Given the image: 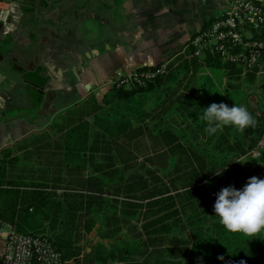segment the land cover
<instances>
[{"label":"trees","instance_id":"1","mask_svg":"<svg viewBox=\"0 0 264 264\" xmlns=\"http://www.w3.org/2000/svg\"><path fill=\"white\" fill-rule=\"evenodd\" d=\"M201 66L221 69L226 88L255 84L254 73L241 76L206 52L177 56L145 85L114 86L106 100L175 93L187 78L186 93L150 116L171 165L160 168L153 155L138 163L117 140L136 133L95 127L85 116L102 106L91 102L86 112L0 149V221L48 235L63 264H264V178L242 162L264 135V98L256 96L253 107H215L191 122L188 86ZM99 219L100 240L86 250L82 241Z\"/></svg>","mask_w":264,"mask_h":264},{"label":"crops","instance_id":"2","mask_svg":"<svg viewBox=\"0 0 264 264\" xmlns=\"http://www.w3.org/2000/svg\"><path fill=\"white\" fill-rule=\"evenodd\" d=\"M229 6L230 0H20V19L16 28L5 33L0 25V71L5 75L0 84L3 99L0 149L44 130L56 118L65 120L81 111L86 112L89 105L96 103L102 108L85 119L103 129L90 121L92 117L94 121H100V111L122 118L125 126L121 125L117 132H134L136 135L118 142L138 159L151 155L147 150L141 151L137 139L133 143L135 136L142 137L141 125L137 122L128 125L127 117L128 113L137 112H142L145 117L156 114L159 109L156 100L153 97H129L106 102L115 86L112 82L119 72L129 74L166 59L174 61L179 55L186 58L184 50L190 37ZM8 58L15 64L16 74L6 66ZM177 63L175 61L174 65ZM205 68L199 67L189 84L193 99L198 97V82ZM51 76L55 80H51ZM18 78L22 84L17 96L15 84ZM49 83L54 84L53 87H49ZM202 85L200 91L205 90ZM47 91L51 92V97ZM221 91L225 92L224 89ZM181 92L186 93L185 88L182 87ZM237 99L235 102L229 100V107L237 103ZM134 100H138L136 105ZM150 100L154 104L149 103ZM82 103L87 104V108L78 109ZM74 106V110L64 113ZM209 106L189 109L186 112L189 120H200L202 112ZM39 110L45 116L40 117ZM41 119L46 121L41 123ZM126 141L133 145L128 147ZM242 162L246 169L248 166V170L256 174L260 173V166H264L263 163L254 166L247 155L242 157ZM103 230L104 225L99 219L82 241L86 250L100 240L99 232ZM5 241L6 231L0 228V262Z\"/></svg>","mask_w":264,"mask_h":264},{"label":"built area","instance_id":"3","mask_svg":"<svg viewBox=\"0 0 264 264\" xmlns=\"http://www.w3.org/2000/svg\"><path fill=\"white\" fill-rule=\"evenodd\" d=\"M20 0H0V25L5 33L16 28L20 19ZM185 57L201 58L209 52L246 73L255 74V91L264 98V0H230L229 8L192 35L185 45ZM183 51V52H184ZM164 63L153 69H138L126 74L119 72L117 87L142 86L156 75L166 72ZM5 75L0 71V84ZM3 99L0 96V107ZM264 150V135L257 147L246 155L254 166ZM264 178V166H260ZM6 241L0 264H63L61 254L46 234L18 233L3 221Z\"/></svg>","mask_w":264,"mask_h":264},{"label":"rangeland","instance_id":"4","mask_svg":"<svg viewBox=\"0 0 264 264\" xmlns=\"http://www.w3.org/2000/svg\"><path fill=\"white\" fill-rule=\"evenodd\" d=\"M171 61H172L171 59H166V60L162 61L161 63H164L165 64V68H166L171 63ZM6 62H7L6 66L8 67L10 72L16 74L17 71H15V68H14L15 64L13 65V63L10 60V58H8V60ZM167 70L168 69H166V71ZM204 71L205 72L201 73L200 78H199V82H198L199 94H198V97L196 99L194 98L195 105L192 106L189 109H195V108H197L200 105H202V107H205L208 104L210 105L208 107L209 109H214L215 107L216 108H218V107L219 108H222V107L229 108V100L235 102V100L237 98H238L237 99L238 100L237 101L238 104H242V103L244 104L245 101L248 103V105L250 107H253L256 104L255 103L256 99H257L256 96H259V93H257L255 91V87H254V86H256L255 84L254 85H250V84L246 83V84H241L240 87L226 88L225 89L226 86L224 84L226 83L227 78L224 76V80H223L224 72H222L221 69L206 67ZM189 75L190 74H188V76ZM12 79H13V77H11L10 81H12ZM185 82L186 83L188 82L187 78H185V81L183 82V84ZM112 83H114V82H112ZM21 84H22V82L18 78L17 81H16V84H15V89L17 91L16 92L17 96H18V93L20 92ZM183 84L180 86L179 89H177L175 91V93H172L171 90H170V91H168V94L165 95L164 94V89H162V88L161 89H152L150 92L147 93V95L140 96V97L141 98L142 97H148V98L153 97L156 100L155 101V105H158L159 104L158 101L163 99L164 95L167 96L165 98L166 99L165 102H163L164 104L162 103L163 105H160L159 109H158L159 112H164L165 113V112H167L169 110V107H168L167 110H164L163 108L167 107L170 101L175 100L177 97L180 96V94L182 93L181 89H182V87L184 88ZM201 85L204 86L205 90L200 91V86ZM188 87H190V85ZM223 89H224L225 92L221 91ZM20 94L22 95L23 93L21 92ZM29 94L31 95L30 92H29ZM140 97H134V98L137 99V98H140ZM17 100H18V97H17ZM137 101L138 100H136V101L134 100L135 105H136ZM149 103L154 104V101L150 100ZM237 103H235L234 105H236ZM234 105L232 107H234ZM77 107H79V105ZM82 107L87 108V104H85V103L80 104V108H78V109H83ZM74 109H75V106L67 108L64 113L67 114L68 112H70L71 110H74ZM189 109L185 110V112H184L185 117H188L186 112ZM209 109L206 108L202 112V114L204 112L208 111ZM220 111L221 110H218V113ZM37 113H38V115L40 117L45 116L44 115L45 113H43L42 110L37 111ZM100 114L102 115L100 121L99 120L98 121H94V117H92L90 119V121L97 123L98 126L102 127L103 129H109V128L113 127L114 130L118 131V130H120L121 125H124V123L122 121V118H119V117L117 118V117H115V116H113L111 114H107L105 112V110L100 111ZM223 114L224 113L222 112L220 114V116L223 115ZM7 115H12V113H7ZM171 116L172 115L170 114V117ZM180 116H181V114L178 111H177V114L176 113L174 114V117H176V120H179ZM170 117H169V119H170ZM127 118H129L128 125L134 124L136 122L141 125L140 133H142V137H140V136L136 137L135 136L134 139H133V143L135 144L134 141L137 139L140 142L141 151L142 150L143 151L147 150L151 155H153L154 156L153 157V162L156 165H158L160 168H165L166 166L171 165L173 160L170 158L168 153L164 152V154L163 153L160 154V151H162L164 149L163 148V142H162L161 139H159V136H156V133L154 132V130H156L159 127V126H154L155 125L154 122H153L154 120L151 119L150 116L145 117L142 112H137L135 114L134 113H132V114L128 113V117ZM45 121L46 120L41 119V123H44ZM145 124H147L148 128H144ZM33 132H36V130L34 129ZM124 137L129 139L128 136L126 135V136H122V137L119 136L117 138V140L119 141L121 138H124ZM126 143L129 144L130 142L126 141ZM130 145L132 146L133 144H129L127 146L130 147ZM140 161H141V159H138V163ZM247 169H248V166H247Z\"/></svg>","mask_w":264,"mask_h":264},{"label":"water","instance_id":"5","mask_svg":"<svg viewBox=\"0 0 264 264\" xmlns=\"http://www.w3.org/2000/svg\"><path fill=\"white\" fill-rule=\"evenodd\" d=\"M59 73H61V71H59ZM51 80H55L52 76L50 77ZM27 83H29L33 88L36 89V87H34V85H32V83H30L29 81H26ZM54 84H48L49 87H53ZM41 93H43L44 91L42 90H39ZM46 94L51 97V92L50 91H47Z\"/></svg>","mask_w":264,"mask_h":264}]
</instances>
